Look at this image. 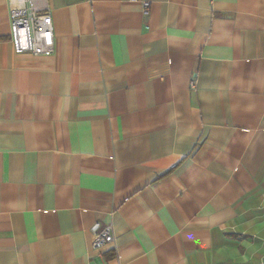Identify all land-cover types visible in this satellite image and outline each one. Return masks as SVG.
Instances as JSON below:
<instances>
[{"label": "crops", "instance_id": "1", "mask_svg": "<svg viewBox=\"0 0 264 264\" xmlns=\"http://www.w3.org/2000/svg\"><path fill=\"white\" fill-rule=\"evenodd\" d=\"M46 3L33 54L0 0V264H264V0Z\"/></svg>", "mask_w": 264, "mask_h": 264}, {"label": "built area", "instance_id": "2", "mask_svg": "<svg viewBox=\"0 0 264 264\" xmlns=\"http://www.w3.org/2000/svg\"><path fill=\"white\" fill-rule=\"evenodd\" d=\"M10 11L9 36L15 52L51 54L55 51V36L46 0H8ZM144 12L149 2L143 1ZM92 247L99 248L110 243L114 234L110 224H92Z\"/></svg>", "mask_w": 264, "mask_h": 264}]
</instances>
